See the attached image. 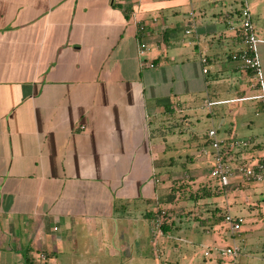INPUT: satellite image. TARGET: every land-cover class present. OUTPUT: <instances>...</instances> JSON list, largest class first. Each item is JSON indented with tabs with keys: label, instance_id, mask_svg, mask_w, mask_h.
<instances>
[{
	"label": "crops",
	"instance_id": "crops-1",
	"mask_svg": "<svg viewBox=\"0 0 264 264\" xmlns=\"http://www.w3.org/2000/svg\"><path fill=\"white\" fill-rule=\"evenodd\" d=\"M247 3L264 80V0ZM242 49L234 2L0 0V264H150L152 220L175 227L209 149L196 109L219 141L264 136L261 102H233L258 95Z\"/></svg>",
	"mask_w": 264,
	"mask_h": 264
},
{
	"label": "rangeland",
	"instance_id": "rangeland-1",
	"mask_svg": "<svg viewBox=\"0 0 264 264\" xmlns=\"http://www.w3.org/2000/svg\"><path fill=\"white\" fill-rule=\"evenodd\" d=\"M194 127L198 136L197 145L201 143L202 136L210 128L204 112L198 107L194 116ZM261 135V133H257ZM224 136L223 132H219L218 137ZM261 140L262 137L255 139ZM210 150L206 155L197 154L192 158V169L198 170L195 180H197L188 189L189 185L181 184L172 192L173 195L179 196L180 202L173 204L174 207H183V212L178 218H174L175 227L165 236L151 235V246L155 247L159 252L151 255L150 264H224L225 259L218 260L217 252L224 249L228 245H232V235L223 223V215L228 212L232 216L242 217L244 220L243 228L245 231V247L238 259V264H264V198H261L257 190L246 187L238 190L231 189L228 193V200L233 203L228 210L225 209L224 196H206L200 197L204 188H219L218 183L210 178V169L212 163ZM181 170V169H179ZM182 171V170H181ZM195 174V171H193ZM194 179V178H192ZM256 185V184H251ZM246 188V189H245ZM228 189V188H227ZM177 192V194H176ZM244 195L250 203L255 207H248L240 197ZM190 197L192 199H190ZM196 198V199H193ZM263 199V200H261ZM167 206V204H165ZM218 207L217 213L220 221L210 225L212 216L211 209ZM189 212V213H188ZM262 216V218L260 217ZM222 219V221H221ZM236 245H242L236 239ZM154 248V249H155ZM153 249L152 253L155 251ZM209 252V257H205L204 253Z\"/></svg>",
	"mask_w": 264,
	"mask_h": 264
},
{
	"label": "built area",
	"instance_id": "built-area-1",
	"mask_svg": "<svg viewBox=\"0 0 264 264\" xmlns=\"http://www.w3.org/2000/svg\"><path fill=\"white\" fill-rule=\"evenodd\" d=\"M221 2H234L238 7V23H239V36L243 49L232 56L234 61H238L240 66L245 71L251 73L254 80L253 87L257 89L258 95L250 98L237 99L233 102L258 100L263 105L264 109V80L261 71L260 61L257 54V44L252 19L249 12L247 0H219ZM193 30L186 29L184 34L192 36ZM148 51L145 44L141 43L138 46V54L143 55ZM204 67L202 72H207L206 59H200ZM152 68V65H149ZM219 103H208L206 106L210 108ZM208 148L212 158V165L210 169V178L214 179L219 188L226 190L232 186L233 189L246 187L251 184H260L264 182V157H256L249 155L239 162L231 161L230 157L233 152L248 151L257 146H264V136L261 140L255 138L235 139L229 138L225 141L216 139V132L209 130L206 133ZM165 211L161 210L152 220V234L161 235V226L165 220ZM223 223L228 228L232 236H239L242 232L244 220L239 216H232L228 213L223 216ZM240 245L232 244L217 252L218 260L225 259L227 262L224 264H238V259L241 256ZM209 252H205L204 256L209 257ZM41 259L45 257L42 255Z\"/></svg>",
	"mask_w": 264,
	"mask_h": 264
},
{
	"label": "trees",
	"instance_id": "trees-1",
	"mask_svg": "<svg viewBox=\"0 0 264 264\" xmlns=\"http://www.w3.org/2000/svg\"><path fill=\"white\" fill-rule=\"evenodd\" d=\"M257 148H259V147H255V148H253V149H251L250 151H249V153L250 152H254V151H256V149ZM208 192H210V191H208ZM222 192H224V190H222V189H218V188H215L214 189V191L213 192H210L211 193V195L212 196H219V195H221V194H223ZM205 195H207V193L206 192H202L201 193V195H200V197L202 198V197H205ZM172 211H165V213H166V215H165V220H164V222H163V224H162V226H161V231L162 232H164V231H166V222L168 221V218L170 217V213H171ZM220 219V217L219 218H217V220H219Z\"/></svg>",
	"mask_w": 264,
	"mask_h": 264
}]
</instances>
